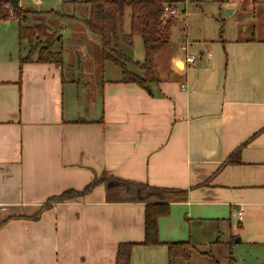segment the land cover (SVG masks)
<instances>
[{
  "label": "crops",
  "instance_id": "1",
  "mask_svg": "<svg viewBox=\"0 0 264 264\" xmlns=\"http://www.w3.org/2000/svg\"><path fill=\"white\" fill-rule=\"evenodd\" d=\"M235 23L208 40L182 29L150 93L120 77L81 96L69 52L59 66L17 59L18 80L0 65V264H114L128 242L130 264H169L165 243L220 228L264 245V33ZM103 178L187 191L160 216V245H140L145 204L109 201L104 183L47 202Z\"/></svg>",
  "mask_w": 264,
  "mask_h": 264
},
{
  "label": "rangeland",
  "instance_id": "2",
  "mask_svg": "<svg viewBox=\"0 0 264 264\" xmlns=\"http://www.w3.org/2000/svg\"><path fill=\"white\" fill-rule=\"evenodd\" d=\"M88 0H19V8L27 16L26 25L44 24L46 35H37L38 41H32L31 46H18L17 19L11 18L0 21V65H3L5 75L8 76L7 64L11 63V77L18 80V69L14 71L12 65L17 63L19 54L27 55L33 47L39 48L42 44L53 46L54 51L72 55L80 67L75 68L74 74H79L80 80L77 89L81 96L88 95L89 90L100 82L115 80L121 76V69L109 61H101V46L96 35L86 28L83 20L88 16ZM174 8L177 14L171 15L174 26L171 28L170 41L176 48L181 30L189 32L191 39L208 40V36H215L219 28H229L231 22L236 25L248 22L255 24L259 32L264 33V0H176ZM123 33L130 32V12L125 9ZM56 13V14H55ZM55 43V38H59ZM189 42V39L186 40ZM120 52L133 62H142L144 48L139 35L132 36L129 43L121 40ZM37 50V49H36ZM190 51H188L189 53ZM37 56L35 51L33 57ZM171 54H160L157 57L160 75H166L169 67L166 66V57ZM104 62V63H103ZM131 71L137 72L132 66ZM167 69V70H166ZM65 66V73H69ZM15 74V75H14ZM87 75L88 78L83 77ZM219 235H210L193 238L195 248L187 262L177 260L173 264H264V245H248L244 242L235 243L236 239L229 236V232L219 229Z\"/></svg>",
  "mask_w": 264,
  "mask_h": 264
},
{
  "label": "trees",
  "instance_id": "3",
  "mask_svg": "<svg viewBox=\"0 0 264 264\" xmlns=\"http://www.w3.org/2000/svg\"><path fill=\"white\" fill-rule=\"evenodd\" d=\"M176 0H88V16L82 22L88 30L98 37L102 50V60L111 61L121 69V83L134 84L147 92L161 82L158 73V65L155 57L164 53L169 48L170 32L174 23L171 15L165 16L164 7H174ZM174 4V5H173ZM125 9L130 12V32L123 33V21ZM19 6L13 9L8 0H0V21L11 18L17 19L18 46L25 44L31 46L32 41H38L37 35H46L44 24L26 25L27 16L23 15ZM56 14V13H55ZM141 37L144 57L142 62H133L120 52L119 42L123 40L130 42L132 36ZM59 38H55V43ZM53 46L42 44L39 48L33 47L27 55L20 54L18 62L20 65L34 61L38 63H49L57 66L63 65V53L61 50L54 51ZM37 49V50H36ZM35 51L37 56L33 57ZM132 66L137 72L131 71L127 66ZM264 131L262 129L260 132ZM257 135V134H256ZM255 137V136H254ZM252 137V138H254ZM251 141V140H250ZM245 146V145H244ZM240 146L227 159L225 163L236 164L240 161ZM104 183L108 188L107 199L120 203H144V240L140 245H160L158 233V221L160 216L166 215L169 207L174 201L186 198L187 191L181 189H169L149 186L146 183L122 181L114 178L94 181L81 191L67 190L61 195L51 197L48 203H63L67 200L78 199L94 190V187ZM47 203V204H48ZM46 204V205H47ZM48 206V205H47ZM47 206L43 208L46 209ZM4 223V221L0 222ZM136 243H119L116 247L114 264H130L132 247ZM168 249V262L173 263L177 258L188 261L193 246L189 242L165 243Z\"/></svg>",
  "mask_w": 264,
  "mask_h": 264
},
{
  "label": "built area",
  "instance_id": "4",
  "mask_svg": "<svg viewBox=\"0 0 264 264\" xmlns=\"http://www.w3.org/2000/svg\"><path fill=\"white\" fill-rule=\"evenodd\" d=\"M57 1V0H55ZM163 11H164V15L165 16H168V15H175L177 14V11L174 7H164L163 8ZM187 48H188V43L185 44V46L182 48V50L185 52L187 51ZM184 63L185 64H188V65H193L196 63V61L200 58L199 56H195V55H191V54H188L187 52H185V56H184ZM241 210H242V207L240 206L239 207V211H238V215L241 214Z\"/></svg>",
  "mask_w": 264,
  "mask_h": 264
},
{
  "label": "water",
  "instance_id": "5",
  "mask_svg": "<svg viewBox=\"0 0 264 264\" xmlns=\"http://www.w3.org/2000/svg\"><path fill=\"white\" fill-rule=\"evenodd\" d=\"M8 3L10 4V6L13 9H16L19 6V1L18 0H8ZM236 242H238L239 240H235Z\"/></svg>",
  "mask_w": 264,
  "mask_h": 264
}]
</instances>
